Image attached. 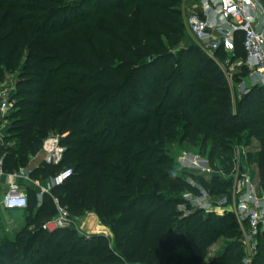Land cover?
Wrapping results in <instances>:
<instances>
[{
	"label": "trees",
	"instance_id": "1",
	"mask_svg": "<svg viewBox=\"0 0 264 264\" xmlns=\"http://www.w3.org/2000/svg\"><path fill=\"white\" fill-rule=\"evenodd\" d=\"M115 1L101 0L100 7L93 10L85 7L87 0L72 6H62L57 0H0V83L6 73L17 71L22 65L17 85V118L8 117L12 126L8 135L19 146L0 147L3 171L11 174L26 166L29 157L41 151L52 132L69 133L67 141L61 142L67 149L63 167L72 168L74 174L63 186L55 188L53 195L71 215L84 216L94 211L115 236V247L110 249L104 238L86 239L74 229L45 232L41 242L40 234L32 238L26 235L22 239L27 245L23 251L16 250L13 261L10 256L4 259L5 253L0 251V264H128L135 260L142 264H244L243 235L234 214L213 216L198 210L179 220L183 214L176 209L185 204L183 193L198 195L199 188L160 172L161 167L175 164V160H169L152 145L155 138L151 129L154 120L159 119L164 127L165 120H174L173 113L181 109L188 146L195 149L200 144L204 148L212 134L230 153L227 161L231 165L233 145L229 147L223 138L236 130L248 131L247 138L260 144L259 154L248 160L251 166L255 165V182L264 191V88H254L240 99L244 108L233 115L230 105L225 104L229 99L215 98L216 89L199 87L200 77L193 62L184 61L181 70L188 89L181 91L180 95H184L179 105L171 103L176 98L180 76L172 73L165 79L164 69L155 79L151 74L145 75L142 89L135 88L144 94L138 95L136 102L131 100L129 108L140 110L148 97L150 106L145 118L125 121L123 108L130 84L124 81L116 85L127 66H117L113 74H108V66L95 72L100 66L91 51L98 48L109 57L114 53L134 60L125 47L130 26L113 13L128 19L138 8L136 38L141 47L149 45L148 49L154 37L151 33L163 35L172 51L185 39L186 30L178 9L182 0H118V4ZM69 7L74 11L82 8V15L57 26L63 8ZM88 33L90 40H85ZM156 46L165 51L163 46ZM237 52L239 57H245L241 43L237 44ZM217 75L210 83L216 85L220 81L227 89L223 73ZM97 83L113 85L99 100L94 98L95 94L103 89L97 88ZM219 94L229 95L223 91ZM156 105L160 110L152 113L150 108ZM140 128L138 136H134ZM200 132L206 136L199 143ZM141 138L147 144H142ZM158 154L161 156L154 159ZM60 170L39 168L34 178L47 180ZM152 184L158 194H141ZM200 184L212 195L226 187L215 176L210 181L201 180ZM160 190L165 193L160 195ZM32 201L37 204L36 193L29 191V207L24 213L30 210ZM56 213L53 200L46 197L32 223L40 217L49 221ZM220 239L227 244L205 262L210 248ZM253 264H264V233L259 237Z\"/></svg>",
	"mask_w": 264,
	"mask_h": 264
},
{
	"label": "rangeland",
	"instance_id": "2",
	"mask_svg": "<svg viewBox=\"0 0 264 264\" xmlns=\"http://www.w3.org/2000/svg\"><path fill=\"white\" fill-rule=\"evenodd\" d=\"M59 1L60 5L62 6H72L75 4H82V2L86 0H57ZM100 1L101 0H87L89 3H85V7L90 6L93 10L100 7ZM115 4H118V0H116ZM193 4V3H192ZM191 0H182L181 6L178 8L181 11V19L182 24L185 27L186 33H185V39L180 43V45L172 51H169L167 48V42L166 38L161 35L160 33H151L154 36L153 41L151 42V49L147 48V44H144L143 47H141L137 41L136 38V30H137V16H138V8H134L132 11L133 18L126 19L125 17H122L119 13L114 12V16L124 24L128 23L130 26V31L128 33L129 42H127L125 45L126 50L128 51V54L130 56L134 57V60L131 59H123L120 57H117L116 54L111 53V57L103 54L98 48L97 49H91V51L94 53V57L96 58L97 62H99V66L95 69V72H98L105 67H110L111 70H108V74H113L114 71L116 72L117 66L126 67L124 71L122 72L121 78L118 81L116 86H119L124 81H129L130 86L128 87L127 91V100L126 104L123 108V112H125V121H131V120H142L146 116L147 108L150 106V99L147 97L145 101L144 107H139L140 110H137V108H129L130 101L138 99V95L144 94L141 90V93H139V90L142 89L144 86L145 81L143 78H145V75L151 74L152 79H155L157 75L160 73V71H163L166 69V73L164 75V78H170V75L174 73V75L177 74V77L180 76V81L178 83V87L176 90V98L174 101H172L171 106L179 105L180 101L182 100V96L180 95L181 91L186 92L188 89V81L185 80V74H183V70H181V64H184V61H191L193 62L194 69L198 73L200 79L197 82V85L201 87L202 89H216L217 93L215 94V98H220L222 100L226 101L229 99V102H226L225 104H229L231 107V113L233 115H237L241 112V109L244 108V106H241V100L238 96L236 86H231L227 83V89L224 88L222 82L218 81L216 85H213L210 83V80L212 78L216 79L217 74L219 72H222L221 68L214 62V60L207 55V53L204 51L203 47L201 46L200 42H198L194 36L190 33L188 30L187 24H186V14H187V8L190 7ZM194 5V4H193ZM104 6H101L103 8ZM62 17L60 18V21L58 22L57 26H62L67 20H70L72 18H79L82 15V8H79L74 11L72 7H69L68 9L63 8ZM74 11V12H73ZM144 21H141V23ZM102 26V22L100 23ZM106 31H109L108 26L105 27ZM150 34V33H149ZM91 33H88L85 40H90ZM163 46L165 48V51H159L156 47ZM162 58H166L163 61ZM172 59V60H171ZM192 59V60H191ZM166 60V61H165ZM167 61H169L167 63ZM22 64H24L22 62ZM89 67L91 65H88ZM91 69L93 67L91 66ZM138 70V76L136 75V71ZM22 72V65L21 68H19L17 71L6 73L4 76L3 81L0 83V86L9 90L12 94V97L15 99V102H17L16 98H18V89L17 85L20 79V75ZM68 73V72H67ZM135 74V75H134ZM175 77V76H174ZM210 78V79H209ZM114 85V86H115ZM97 88H102L103 91H98L95 94V99H100L106 94V90L112 89L113 85H107V84H95ZM135 86V87H133ZM139 89L137 92L135 91V88ZM203 89V90H204ZM226 92L229 95H221L219 93ZM180 95V96H179ZM106 101V100H105ZM104 101H102L103 105L106 104ZM121 103V101H120ZM135 105V104H134ZM101 106L99 105L98 108ZM208 108V107H207ZM150 110L152 113L160 110L158 109L157 105L154 107H151ZM174 120L169 121L166 119V124L164 127L161 126V122L159 119L154 120L151 132L153 137L155 138L153 146L156 147L157 150H159L163 156L167 157L169 160H175V164L171 162L169 166H163L160 168V172L163 175H171L173 177H178L183 180H185L188 184L203 188L201 186V180L210 181L215 174H217V177L220 178L222 183L226 186L222 192H215L214 193V201L219 202L221 200H226L229 204H235L236 199L233 193V187H234V181L237 176V174H240V172H243L246 168H251L253 174H257V170L255 168L254 173V166L250 165V161L248 160L250 156H256L260 152V144L258 141L254 139H248V131H234L232 133L225 134L223 140L230 145H233L232 150V160H236V148L237 147H244V150H242V156L241 160L238 159L239 164L237 165L240 167V170L235 171L234 163L231 165L227 158L230 156V153L225 150L223 147H221V141L216 139L212 134H210V138L208 139L207 143L205 144L204 148H200V144L197 148L193 149L190 146H188L185 136L187 134V128L186 123L182 119L183 113H181V109L179 112L173 113ZM208 115V114H207ZM206 115V116H207ZM10 116L16 117V108L14 111L10 113ZM9 116V117H10ZM115 118V116H113ZM112 118V119H113ZM106 122H110L109 120ZM108 124V123H106ZM0 131H4L3 127L0 126ZM141 128L136 132L134 136H138ZM5 132V131H4ZM62 138V136H64ZM150 135V138L152 137ZM69 136V133H60L59 131L52 132L49 137H59L61 142L65 139L67 141ZM206 136V133H199L197 142H202L204 137ZM142 144L146 143V140L144 138H141ZM147 144V143H146ZM151 144V143H150ZM7 146L6 149H13L18 148L19 143L12 139L11 135H8L7 137ZM243 152L246 153V155L243 156ZM158 157H155L154 159H158L160 154L157 155ZM211 157L213 158V163H211ZM32 160V157H29L28 164L24 167H27ZM35 166L29 167V170H33ZM148 179V178H147ZM258 182V181H257ZM228 185V186H227ZM204 189V188H203ZM164 190V189H163ZM155 193L158 194L157 190L154 189V186L152 184V188L149 190L143 191L141 194H151ZM165 191L160 190V195H163ZM188 193H183V200L185 204H182L177 207V212L183 214L179 220L182 218L187 217L192 212L198 211L199 208L196 207L190 200L186 198ZM51 198V197H49ZM52 199V198H51ZM48 201V200H47ZM148 201L145 202V206H148ZM158 205V204H157ZM156 205V206H157ZM38 205L36 202L32 201L30 210L21 214V215H9V214H3V210L1 208L0 204V251H4L5 258L11 259L13 261L16 258L17 252L16 250H22L27 245V243L22 238H26L24 236L28 235L29 237H34L38 234L41 236L38 237L39 242L43 239L44 235H46L45 232L51 233L48 230H45L43 228V221L48 220L46 217H40L36 222L33 224L32 221L36 219V213L38 210ZM156 207H153V209ZM143 209V208H140ZM205 215L213 214V216L217 215L216 213H207L203 211ZM230 212V211H226ZM227 214V213H226ZM232 214V213H231ZM71 215V214H70ZM236 217V216H235ZM54 218V217H53ZM52 218V219H53ZM13 220L15 222V227L9 228L7 227V222ZM71 220L76 223V226H71L67 229H74L77 231L78 228L82 230L83 232L87 234H92V236L102 237L106 240V243H108L110 249L115 247V236L109 230L108 227L103 225L102 219L98 214H96L94 211H88L85 213L84 216L79 215H71ZM236 220L239 224V220L236 217ZM43 222V223H42ZM47 222V221H46ZM239 227L241 229V226L239 224ZM22 240L24 242H22ZM23 243L22 245L19 243ZM37 243L36 247L39 246L40 243ZM226 240L220 239L217 243L213 244V246L209 250V254L205 260V262H208V260L212 259L214 254L219 252L221 249H223L226 245ZM20 258V257H19ZM128 264H142L139 261H128Z\"/></svg>",
	"mask_w": 264,
	"mask_h": 264
},
{
	"label": "built area",
	"instance_id": "3",
	"mask_svg": "<svg viewBox=\"0 0 264 264\" xmlns=\"http://www.w3.org/2000/svg\"><path fill=\"white\" fill-rule=\"evenodd\" d=\"M191 4L186 14L188 30L221 68L227 83L236 86L239 98L248 96L254 88H264V0H191ZM238 43L243 46L244 58L238 56ZM243 71L247 73L245 76ZM15 108L16 102L11 92L0 86V126L4 131L8 132L12 127L8 117ZM242 150L244 147L236 148V160H233L235 171L240 170L237 165ZM66 154L67 149L59 137H48L44 141L38 153L42 156L40 168H61L47 180L34 178V172L39 168L29 170V167H22L7 174L3 171L1 159L0 185L6 186L2 201L4 210H27L29 191H33L39 208L46 197H51L56 206V216L43 224L45 230L53 233L76 226L70 213L53 195V190L63 186L74 174L72 168L63 167ZM233 193L236 199L234 205L226 200L215 202L214 196L203 188L199 189L198 195L188 194L186 198L201 211L216 213L218 216L234 214L243 235L242 244L246 253L244 264H253L258 252L259 237L264 233V191L255 182L251 168L237 174ZM7 227H15V222L8 221ZM82 230L77 229L81 236L86 239L92 237V234Z\"/></svg>",
	"mask_w": 264,
	"mask_h": 264
},
{
	"label": "crops",
	"instance_id": "4",
	"mask_svg": "<svg viewBox=\"0 0 264 264\" xmlns=\"http://www.w3.org/2000/svg\"><path fill=\"white\" fill-rule=\"evenodd\" d=\"M1 130V129H0ZM7 137H8V132L7 131H0V147L3 145V147H8L7 146ZM35 166L34 169L40 168L42 165V156L40 155H36L34 157H32V160L30 162V164L27 167H31V166ZM6 190V186H1L0 185V204H1V208L3 210V214H9V215H21L24 212H19V211H15V212H9V211H5L2 205V201H3V196Z\"/></svg>",
	"mask_w": 264,
	"mask_h": 264
},
{
	"label": "water",
	"instance_id": "5",
	"mask_svg": "<svg viewBox=\"0 0 264 264\" xmlns=\"http://www.w3.org/2000/svg\"><path fill=\"white\" fill-rule=\"evenodd\" d=\"M215 177H217V174H215Z\"/></svg>",
	"mask_w": 264,
	"mask_h": 264
}]
</instances>
